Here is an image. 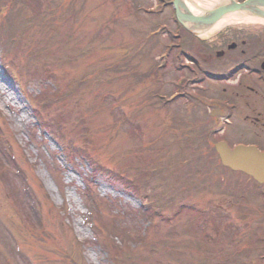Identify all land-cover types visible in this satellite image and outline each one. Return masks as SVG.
Masks as SVG:
<instances>
[{"label": "rangeland", "instance_id": "rangeland-1", "mask_svg": "<svg viewBox=\"0 0 264 264\" xmlns=\"http://www.w3.org/2000/svg\"><path fill=\"white\" fill-rule=\"evenodd\" d=\"M157 2L21 0L11 8L15 30L24 32L7 54L0 44V264H115L112 244L131 254L125 264H212L235 249L225 264H264V184L243 174L214 164L209 177L216 182L177 194L174 208L158 201L151 223L139 217L142 201L127 175L160 168L148 196L162 184L163 193L176 188L171 174L183 169L180 158L207 151L199 138L204 104L165 98L188 76L186 53L181 65L174 52L195 46L185 34L170 36L171 8ZM248 25L229 23L207 37ZM170 37L177 45L165 53ZM200 84L185 87L195 92ZM75 85L71 99L38 103ZM193 122L200 127L188 131ZM50 125L59 126L69 149L62 151ZM207 164L202 155L185 182L205 179ZM16 167L28 192L10 177ZM88 192L100 202L92 217ZM137 230L147 243L137 241Z\"/></svg>", "mask_w": 264, "mask_h": 264}, {"label": "flooded vegetation", "instance_id": "flooded-vegetation-1", "mask_svg": "<svg viewBox=\"0 0 264 264\" xmlns=\"http://www.w3.org/2000/svg\"><path fill=\"white\" fill-rule=\"evenodd\" d=\"M246 27L229 28L218 38L191 39L195 48L186 52V67L201 83L197 91L210 115L211 134L229 146L255 145L264 151V26Z\"/></svg>", "mask_w": 264, "mask_h": 264}, {"label": "trees", "instance_id": "trees-1", "mask_svg": "<svg viewBox=\"0 0 264 264\" xmlns=\"http://www.w3.org/2000/svg\"><path fill=\"white\" fill-rule=\"evenodd\" d=\"M0 1H2V0H0ZM19 1H21V0H6L4 2L5 4L8 5L6 15H4L2 19H0V25L4 24V26L2 28L0 27V44L2 45V49H4L3 50L4 54H7L9 43L17 42V40L19 38H21V36L23 35V32H24V27L20 28V31L17 32L15 30L16 24L15 23L13 24L11 21V19H12L11 13L13 11V9H11V8L14 5H16L17 2H19ZM159 1H160L161 6H169L171 4V0H159ZM172 18L174 20V25L176 26V32L186 33V31L175 20L174 15H173V11H172ZM173 32H175L174 29L171 30V34ZM168 43L170 44V41H168ZM167 49L170 50L171 49L170 46L167 47ZM71 91H72V89L68 90L66 93H61V94H56V93H54V95L45 94V95H43L44 97L42 99L38 100V103L42 105V108L50 107L51 105H54L55 103H58V102H60V100L64 99L65 95L68 96ZM57 115H59V114H55V116H57ZM38 119L40 121V124L44 125V123H43L44 117L39 116ZM55 119H56L55 117L52 118V120H55ZM50 127L53 130H55V132H57V135L55 136V138L59 141L61 148L63 150H67V148L69 149V147L67 146L68 144L66 143V141L63 137V134L59 132V130H60L59 126H58V128H56V125H50ZM79 151L84 158L91 160V164H92L91 169L94 172H99L100 169L98 168V165L96 167L94 165V163H92V159L88 156V153H85V156H84L82 151L81 150H79ZM213 154H215V153L212 150V152L209 155H213ZM135 171H136V174H135L136 177L133 178L132 189L137 192V196L140 197V199L142 200V206L138 209V213H139V217L142 218L143 220L153 221V216L155 214H158V208L156 207L158 201L164 202L167 207L169 206V208L170 207L174 208L175 206H177L176 205L177 201H179V200L182 201V199H180V198L177 200L175 198L176 195L179 193H182V192L190 191L191 189H193L192 187L194 186V182H192L190 184H182V185H180L181 183L177 182L176 188H174V189L167 188V190L162 193V191L164 190L163 185H162V187H159V189L156 187L155 192L151 193L148 196V192H150L149 189L152 187V183L154 182V179L158 175L160 169H151L150 167H148V168L142 167V168H137ZM3 173H6V171L4 170V171L0 172L1 177L5 176ZM175 174H177V172L172 173V175H175ZM21 176H22V171L19 169V167H17V168H15V172L13 173V175L10 177L12 178L13 182H15V180L18 181L20 178L19 181L21 182V185H19V183H18V184H16V187H19L22 189L25 185V179H24V176H22V177ZM127 177H129V175H127ZM198 180H200V179H198ZM123 182L126 184L129 181L126 178ZM11 190L15 191V188L11 189ZM86 197L89 201V204L87 205L88 215H89V217H92L93 214H95V209L97 208V206L99 205L100 202L90 192H88ZM178 209H179V213H180L181 209L180 208H178ZM115 234L116 233H114V235ZM135 234H136V238L138 240H141L140 242H142V243L148 242V241H145L144 238L138 237V235H139L138 231H136ZM119 235H124V234L120 233ZM115 236H117V235H115ZM104 246L107 247V244H104ZM112 247H113L112 250H114V252H111V258L115 261V264H125L126 261H131V259H130L131 254L129 252H127V250L120 249L115 244H112ZM233 253H232V255H233ZM231 259H232V257H230L229 255H226V257L221 256V257H218L217 259H215L212 264H225L226 262L230 261ZM74 264H75V262H74Z\"/></svg>", "mask_w": 264, "mask_h": 264}, {"label": "water", "instance_id": "water-1", "mask_svg": "<svg viewBox=\"0 0 264 264\" xmlns=\"http://www.w3.org/2000/svg\"><path fill=\"white\" fill-rule=\"evenodd\" d=\"M193 5L199 12L193 13L184 0H172L177 21L192 35L202 36L227 15L242 18L264 19V0H215L207 7ZM261 66L264 68V61ZM221 163L234 170L251 175L256 181H264V152L253 146L238 145L230 149L224 142L215 145Z\"/></svg>", "mask_w": 264, "mask_h": 264}, {"label": "bare ground", "instance_id": "bare-ground-1", "mask_svg": "<svg viewBox=\"0 0 264 264\" xmlns=\"http://www.w3.org/2000/svg\"><path fill=\"white\" fill-rule=\"evenodd\" d=\"M185 4L187 7L193 12L197 13L199 12V9L193 5V2L196 3L198 6L207 7L208 5L212 4L215 0H184ZM260 22L264 23V19L260 18H255V17H247V18H242L239 16H231L227 15L224 18L220 19L218 22H216L213 27L207 31L206 36L210 34V32H213L214 30H217L219 28H222L226 26L229 23H236V22H241V23H246V22Z\"/></svg>", "mask_w": 264, "mask_h": 264}]
</instances>
